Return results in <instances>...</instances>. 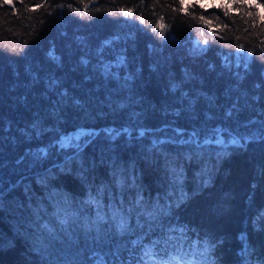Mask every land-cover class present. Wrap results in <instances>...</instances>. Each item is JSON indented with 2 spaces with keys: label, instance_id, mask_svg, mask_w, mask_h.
<instances>
[{
  "label": "trees",
  "instance_id": "obj_1",
  "mask_svg": "<svg viewBox=\"0 0 264 264\" xmlns=\"http://www.w3.org/2000/svg\"><path fill=\"white\" fill-rule=\"evenodd\" d=\"M164 260L264 264V0H0V264Z\"/></svg>",
  "mask_w": 264,
  "mask_h": 264
},
{
  "label": "snow or ice",
  "instance_id": "obj_2",
  "mask_svg": "<svg viewBox=\"0 0 264 264\" xmlns=\"http://www.w3.org/2000/svg\"><path fill=\"white\" fill-rule=\"evenodd\" d=\"M41 6H43V5H41ZM48 7H50V5ZM58 7L63 8V7H65V5L59 4ZM73 11H78V10L77 9H73ZM120 11L121 12H125L124 9H120ZM125 14H130V10L128 12H125ZM240 48L242 49L243 46L241 45ZM97 264H105V262L104 261H98ZM157 264H165V262L160 261V262H157Z\"/></svg>",
  "mask_w": 264,
  "mask_h": 264
},
{
  "label": "rangeland",
  "instance_id": "obj_3",
  "mask_svg": "<svg viewBox=\"0 0 264 264\" xmlns=\"http://www.w3.org/2000/svg\"><path fill=\"white\" fill-rule=\"evenodd\" d=\"M167 263L166 264H182L181 261H172V260H166ZM184 264H191L190 261H185Z\"/></svg>",
  "mask_w": 264,
  "mask_h": 264
},
{
  "label": "bare ground",
  "instance_id": "obj_4",
  "mask_svg": "<svg viewBox=\"0 0 264 264\" xmlns=\"http://www.w3.org/2000/svg\"><path fill=\"white\" fill-rule=\"evenodd\" d=\"M88 193H89V190H88Z\"/></svg>",
  "mask_w": 264,
  "mask_h": 264
},
{
  "label": "water",
  "instance_id": "obj_5",
  "mask_svg": "<svg viewBox=\"0 0 264 264\" xmlns=\"http://www.w3.org/2000/svg\"><path fill=\"white\" fill-rule=\"evenodd\" d=\"M144 131V130H143Z\"/></svg>",
  "mask_w": 264,
  "mask_h": 264
}]
</instances>
